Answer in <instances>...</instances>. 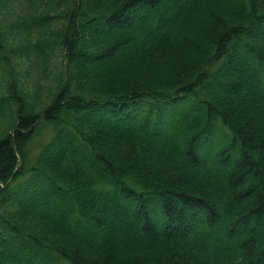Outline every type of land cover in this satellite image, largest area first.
<instances>
[{"label":"trees","instance_id":"trees-1","mask_svg":"<svg viewBox=\"0 0 264 264\" xmlns=\"http://www.w3.org/2000/svg\"><path fill=\"white\" fill-rule=\"evenodd\" d=\"M28 3L62 71L41 111L0 97V264H264V0Z\"/></svg>","mask_w":264,"mask_h":264},{"label":"rangeland","instance_id":"rangeland-1","mask_svg":"<svg viewBox=\"0 0 264 264\" xmlns=\"http://www.w3.org/2000/svg\"><path fill=\"white\" fill-rule=\"evenodd\" d=\"M29 0H19L14 4L16 11L21 13L19 18H15V13H11V16H6L9 22L5 23V16L0 12V19L3 18V22H0L2 30L5 32L8 39L13 40L14 48H18V53H10L11 61L8 73L5 70L0 69V97L9 96L6 90L7 78L12 77L15 87H18L23 94V104L27 109L38 112L41 111L50 101L55 89L56 80L59 79L62 71V62L59 57L37 58L31 53H25L21 51L22 43L28 48L30 43L26 41V36L22 32L23 27L21 23L22 13L28 16L32 13V9L28 3ZM6 20V19H5ZM10 24L11 28H14L10 34L6 33L9 30L6 26ZM39 33L33 32V39H37ZM9 74V75H8ZM15 99L12 98V102H6L0 107V139L7 133H11L15 127L16 108L14 107ZM43 131L42 134H44ZM34 143L30 146L29 151H32Z\"/></svg>","mask_w":264,"mask_h":264}]
</instances>
